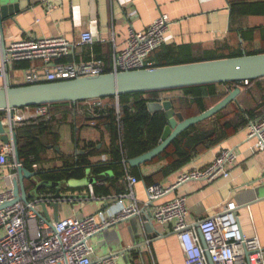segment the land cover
I'll use <instances>...</instances> for the list:
<instances>
[{
    "label": "crops",
    "instance_id": "1",
    "mask_svg": "<svg viewBox=\"0 0 264 264\" xmlns=\"http://www.w3.org/2000/svg\"><path fill=\"white\" fill-rule=\"evenodd\" d=\"M21 10L15 15L13 22H8L4 28L3 39L6 47L13 41L25 37L50 38L62 36L73 43L72 53L59 60L62 63H88L100 62L105 71L112 72L115 57L127 45V40L132 30L144 31L149 28L155 19L162 14H167L171 20L165 32L166 45L192 44L202 48L213 49L218 47L220 51L229 53L234 50H243L246 43L241 42L240 35L231 31V10L228 0H18ZM259 17L239 18L235 22V28L254 26L261 22ZM92 30L95 41L86 44L81 40L85 31ZM0 36V64L3 60ZM260 41L259 38L254 42ZM253 42V44H254ZM247 45L246 47L253 45ZM16 65V64H15ZM15 65L9 76L14 81L12 84L25 83L24 71L27 69H42L44 62L31 61L26 69H17ZM12 81V80H11ZM5 82L0 78V87ZM244 90V89H242ZM243 92V91H242ZM17 114V113H16ZM71 118L58 127L60 134L59 147L64 153H69L72 148H77L75 131L73 136L70 125ZM73 120H75L73 116ZM76 124V121L73 122ZM76 126V125H75ZM91 131L90 136L99 135L93 128H85L81 134L87 139L85 131ZM249 126L231 133L226 139L209 148L198 151L192 160L176 172L159 179L165 185L174 183L178 176L185 170L193 167H203L209 164L222 148H238L240 156L230 167L228 177H219L212 182L190 181L184 183L173 192L158 200L163 203L179 196L186 197L188 208V222L198 225L208 217L215 216L224 205L233 202L238 208L240 225L247 236H257L264 246V202H254L249 206L240 205L235 201L236 196L247 197L250 191L264 183V152H257L254 141L248 140ZM64 137V139H63ZM1 143V142H0ZM52 145H49V148ZM105 158V157H104ZM161 167L160 163L143 166L144 175L155 173ZM11 165L5 168L4 173L16 172ZM110 176V174H108ZM80 182V181H74ZM28 183V181H27ZM29 184V183H28ZM147 185L143 180L134 186L136 197L142 208L146 207ZM82 192H69L71 195L66 202L61 204L60 217H81L91 215L106 205L113 210L118 207L114 200L80 201L84 195ZM75 202L82 203L79 210L74 206ZM71 204V205H70ZM63 205V206H62ZM53 209L49 207V212ZM137 226L129 221H122L105 234L93 237L96 256H103L104 252L121 250L126 247H134L143 244L142 249L145 264H186L184 253L176 235L158 224L156 227L165 235L154 241H150L145 231L143 221L137 220ZM135 223V224H136ZM103 237H102V236ZM102 240V244L100 243ZM149 240L150 243H147ZM118 264H133L131 252L121 257ZM121 263H120V262Z\"/></svg>",
    "mask_w": 264,
    "mask_h": 264
},
{
    "label": "built area",
    "instance_id": "2",
    "mask_svg": "<svg viewBox=\"0 0 264 264\" xmlns=\"http://www.w3.org/2000/svg\"><path fill=\"white\" fill-rule=\"evenodd\" d=\"M170 22L169 16L162 14L147 30H132L127 45L115 57L112 72L151 68V54L168 43L165 32ZM81 40L86 44L94 43L93 31L83 32ZM72 49L73 43L62 36H28L13 41L6 47V57L0 64V78L5 82L6 75L17 62L35 60L43 61L44 67L25 70L26 84L106 73L100 62L77 64L59 61L69 56ZM248 82L245 81L244 84ZM82 107L91 111L103 110L106 101L102 98L85 100ZM50 116L51 108L47 104L15 109L12 123L9 121V111L7 114H0V120L7 124V132L12 133L13 126L15 128L20 121ZM248 126V140L254 141V148L258 153L264 152V115ZM239 156L238 148H222L209 164L185 170L174 183L165 185L156 182L146 188L148 199L145 208L150 209L155 225L175 233L186 264H210L208 256L213 264H264V246L257 236L243 233L235 203L228 202L215 216L204 218L198 225H193L187 220L186 197L179 196L163 203L158 202L184 183L212 182L219 177H228L230 167ZM11 163L17 169L13 143H0V264H118L117 257L113 254L96 256L92 237L141 213L143 208L134 191L139 179L127 172L128 191L102 199L117 202L118 207L114 210L112 205H106L83 218L68 216L49 221L41 214L40 199L31 198L27 202L19 200L11 203L15 199L13 181L17 177V171L4 173ZM20 164L22 165L21 162ZM88 189L89 195L80 201L101 200L95 196L93 184H89ZM148 243L149 240L146 244Z\"/></svg>",
    "mask_w": 264,
    "mask_h": 264
},
{
    "label": "trees",
    "instance_id": "3",
    "mask_svg": "<svg viewBox=\"0 0 264 264\" xmlns=\"http://www.w3.org/2000/svg\"><path fill=\"white\" fill-rule=\"evenodd\" d=\"M228 1L231 10L230 30L237 32L241 42L246 43V46L253 44L254 40L259 38L261 42L259 48L248 49L245 46L243 50L224 53L218 47L206 49L192 44H165L151 54L150 60L153 62L151 68L235 57L244 52L264 53V0ZM245 17H259L261 22L254 26L235 28V22ZM30 65L31 61H20L16 63L15 68L26 69ZM262 80L264 78L250 80L248 84L244 82L214 83L167 91L125 94L120 95L118 101L116 97L110 96L102 98L106 101V107L103 110H87L82 107L84 101L48 104L51 108L49 118L24 120L15 125L19 158L25 168L37 171L44 182L82 181L88 174L98 176L109 173L110 176L104 181L93 184L94 194L100 199L126 193L128 191L127 172L150 186L187 165L200 149L218 144L231 133L246 127L250 122L264 115ZM237 86H241L244 90L239 94L236 102H231L212 117L190 126L153 160L138 167H131L128 164V160L157 146L162 139L165 127L169 124L165 111L159 110L154 113L149 111V102L170 100L176 112L188 118L205 112ZM253 86L255 89L252 88ZM173 92H179V94L172 97ZM167 93L170 96L163 98L162 95ZM57 110H63V113L58 114ZM0 114H6V110H1ZM74 115H76L75 120H73ZM69 118L72 119L70 125L73 136L75 125L79 127L75 141L77 140V148L83 150L84 154L73 155L55 149L60 141L58 127L66 123ZM75 121L76 124L73 123ZM85 128L95 129L100 138L97 141L84 139L81 132ZM49 145H52L56 154L54 160L59 161V164L46 167V163L50 161L47 157ZM156 163L161 164L158 171L150 175L142 173L143 166ZM27 185L33 186L31 182ZM77 191L82 192L83 194H80L85 197L89 195L88 186L63 190L65 193ZM39 193L48 196L55 193V188L43 187ZM141 254L143 253L136 249L131 251L133 264H143Z\"/></svg>",
    "mask_w": 264,
    "mask_h": 264
},
{
    "label": "water",
    "instance_id": "4",
    "mask_svg": "<svg viewBox=\"0 0 264 264\" xmlns=\"http://www.w3.org/2000/svg\"><path fill=\"white\" fill-rule=\"evenodd\" d=\"M21 10L18 0H0V36L1 50L3 58L6 57V45L3 39L4 28L8 22H13L15 15ZM264 78V53L247 54L240 56L225 57L211 60L194 61L189 63H179L153 68H143L137 70H126L121 72H106L102 74L80 76L73 79L48 81L35 84L15 85L10 81L9 74L6 75L5 86L0 87V111H9V121L14 119V110L23 107H32L37 105H47L59 102H79L96 98H105L114 96L118 101L120 95L134 94L139 92L167 91L182 89L191 86L207 85L214 83L245 82ZM242 92L241 86L230 90L228 94L216 103L214 106L198 115L185 118L182 113L176 112L170 100L162 102H149L148 109L151 113L159 110L165 111L169 119V124L165 127L162 139L157 146L151 150L128 160L131 167L141 166L162 153L173 140H175L183 131L190 126L202 122L229 105L238 100ZM76 119V115H74ZM7 124L0 120V142L3 144L13 143L15 149V161L18 163L17 177L14 179V195L16 201L23 200L27 202L31 198L41 200L42 216L47 220L57 221L60 218L61 204L66 202L71 195H66L63 190L67 188H77L88 186L104 181L109 177V173L92 176L88 174L85 183L81 186L71 187L69 182L50 183L40 179V184L28 186L33 179L38 178L37 171H31L20 164L17 133L13 126L12 133L7 132ZM79 127L75 126V137ZM77 141V140H76ZM100 147V145L98 146ZM55 149L60 151V147ZM85 152L76 149V155ZM80 181V182H82ZM43 187L55 188V193L51 195H41L39 190ZM35 188V189H34ZM34 189L33 195L31 192ZM235 201L240 205L249 206L254 202H264V183L257 186L248 193L247 197L236 196ZM49 207L53 209L49 212ZM137 220H142L145 231L148 233L150 241L160 237H165L152 220L150 209L143 208L139 215L132 216L124 221H129L134 227L137 226ZM136 223V224H135ZM114 227V226H113ZM111 228H107L93 237L105 234ZM203 245L202 234L199 231ZM175 235V233H171ZM102 236V235H101ZM92 237V238H93ZM103 237V236H102ZM102 244V240H100ZM143 244L134 247H126L121 250L104 252L103 255L113 254L116 257H122L134 248L142 249ZM141 262L145 264L143 254L140 255ZM209 262H211L210 257ZM129 264V263H127Z\"/></svg>",
    "mask_w": 264,
    "mask_h": 264
},
{
    "label": "rangeland",
    "instance_id": "5",
    "mask_svg": "<svg viewBox=\"0 0 264 264\" xmlns=\"http://www.w3.org/2000/svg\"><path fill=\"white\" fill-rule=\"evenodd\" d=\"M263 23H264V21H263ZM261 46V42L260 41H256V42H254V44L253 45H251V46H249V48L248 49H255V48H259ZM14 73H15V71L13 70V77H12V79L10 78V81L11 82H13L14 81ZM262 84H263V86H264V80H262ZM253 89H255V86H253L252 87ZM177 94H179V92H173L172 94H171V96L173 97V96H175V95H177ZM168 96H170V94L169 93H167V94H163L162 95V97L163 98H166V97H168ZM63 111V110H62ZM62 111H56L58 114H62L63 112ZM6 114H7V111H6ZM91 131H85V134H88V136H86V138H87V140H94V141H97L99 138H100V135H95V136H90L89 135V133H90ZM63 139H64V137H63ZM79 149V148H78ZM69 154H76V151H75V148H72L71 150H70V152H69ZM47 157L49 158V162H47L46 163V167H50V166H52V165H54V164H59V161H56V159L54 160V158H56V154H55V151H54V149L52 148V147H50V149H49V152H47ZM38 179H40V177L38 176V178H35V179H33V181H31V183L35 186V184H40L39 182H40V180H38ZM42 181V180H41ZM28 183H29V181H28ZM85 183V181H82V182H74V181H71V182H69V185H71V187L73 186V187H76V186H81V185H83ZM30 187V186H29ZM35 189V188H34ZM34 189H33V191L31 192V195H33V193H34ZM64 194H67V193H65V192H63ZM95 202H97V201H94V200H91V201H88V203H95ZM82 203H84V202H75V204H74V206H76V209L77 210H79L80 209V207H81V205H82ZM97 203H99V202H97ZM71 205V204H70ZM63 206V205H62ZM86 216H88V215H86V214H83V215H81V217H79V218H83V217H86ZM93 245H94V242H93ZM95 246V245H94ZM96 248V247H95ZM119 260H123L121 257H120V259ZM120 262V261H119ZM121 263V262H120Z\"/></svg>",
    "mask_w": 264,
    "mask_h": 264
},
{
    "label": "flooded vegetation",
    "instance_id": "6",
    "mask_svg": "<svg viewBox=\"0 0 264 264\" xmlns=\"http://www.w3.org/2000/svg\"><path fill=\"white\" fill-rule=\"evenodd\" d=\"M164 101V100H163Z\"/></svg>",
    "mask_w": 264,
    "mask_h": 264
}]
</instances>
